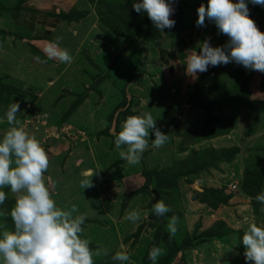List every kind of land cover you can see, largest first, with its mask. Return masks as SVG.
Wrapping results in <instances>:
<instances>
[{"label":"rangeland","instance_id":"374dc122","mask_svg":"<svg viewBox=\"0 0 264 264\" xmlns=\"http://www.w3.org/2000/svg\"><path fill=\"white\" fill-rule=\"evenodd\" d=\"M88 1L96 5L100 19L99 31L91 35L93 40H112L113 37L116 40L119 37L124 40H145L153 39L157 34L158 30L146 12L140 14L133 9L132 0ZM173 1L175 11L170 18L176 24L178 19L187 18V14L181 10V0H172V4ZM195 15L192 17L193 22L196 21ZM173 28L171 29L174 34L179 33L178 28ZM186 32L187 30L181 36ZM209 41L212 46H223L227 43V40ZM47 66L46 64V69ZM50 66L52 90L64 92L59 97L67 96L69 114L76 105L85 101L92 100L94 106L98 105V109L95 108L98 125L67 124L68 139L71 140L59 153L67 180L79 185L78 176L83 178L76 163L74 164L75 156L72 157L78 154L76 149H88L95 142V146L99 148L106 147L107 150V147H111L108 154L100 156V163L95 166L88 164L87 167L97 170L92 177V183L98 184L101 198L109 202L114 200L117 219L112 218V223L97 213L96 197L93 194L86 195L81 187H71L67 194L69 200L74 197L72 204L78 203L82 208L91 205L95 210L91 214L95 220L86 219L82 225V238L90 241L89 246L94 252L100 251L99 256H94V264H119L112 260L117 251L128 252L131 257L130 264H151L148 253L153 247L162 249L157 264H246L245 248L240 238L249 224L264 226V211H261L262 206L255 200V196L264 191V103L247 107L246 103L249 101L243 84L244 77L240 76L241 68L238 67L239 73L232 80L234 89L231 92H234L229 99L245 105L250 109L249 112L244 111L245 108L232 109L231 105L229 108H222L227 98L221 99L222 94L219 99L214 98L213 94H203L201 86L196 85L189 94L197 105L193 115L187 105L178 108L174 106V101L182 99L175 90L168 89L159 93L160 83L152 80L151 77L156 78V75L150 70L149 82L152 81L155 88L146 93L145 81L142 77H137L136 71L129 73V76H116L114 69H111L114 68L112 64L105 77H98L102 72L100 70L99 74L96 71L95 77L90 75L85 80L74 76L59 77L61 63H51ZM213 68H208L203 80L211 75ZM134 83L139 87H134ZM135 90L137 91L134 94ZM16 92L19 97L22 96L19 91ZM125 94L130 95V99L124 109L123 103L127 101ZM33 97L35 101L37 94L31 93L32 103ZM87 98L89 99L86 100ZM167 100L171 105L167 104ZM142 101L147 105L141 106ZM25 103L27 101L21 109ZM32 108L29 107L22 127L25 130L29 126V136L33 132V136L45 149L47 145H52V139L47 144L49 137L39 138L38 132L44 127L43 119L40 118L42 113L37 107ZM144 112H150L156 119V126L168 136L167 142L162 146L163 149L153 148L151 139L155 137L150 130L149 147L137 163V167L140 163L143 164L142 171L137 172L132 166L130 181L125 178L122 180L121 175H116V178L108 176V171L115 169V165L110 162L113 160L111 151L122 123L127 117L142 115ZM186 113H191L193 117ZM227 120L229 123H226ZM51 121L53 120L48 121L51 123L49 125L46 121L44 124L49 131L57 127L58 123ZM101 137H105V140L100 141ZM46 153L48 157L54 156L51 151L47 150ZM88 162L87 158L86 163ZM115 163L130 166L121 158ZM150 164L152 166L148 169ZM82 169L86 171L85 166ZM76 170V174H72ZM232 184L236 187L230 190ZM91 190L92 186L88 187L87 191L92 192ZM153 191L158 194L157 198ZM53 199L60 200L61 203L63 201L58 196ZM157 200H162L170 211L162 216L156 215L153 204ZM7 205L10 202L7 201ZM5 207L4 204L0 205V231H12V220H8L7 216L4 218L2 212ZM128 208L139 212V224L131 221L122 222L121 225L120 218L126 215ZM172 217L176 218L177 231L174 235H170L168 231V223ZM118 232L121 237L117 236ZM184 244L190 245L184 247Z\"/></svg>","mask_w":264,"mask_h":264},{"label":"crops","instance_id":"0c3cea01","mask_svg":"<svg viewBox=\"0 0 264 264\" xmlns=\"http://www.w3.org/2000/svg\"><path fill=\"white\" fill-rule=\"evenodd\" d=\"M174 2L172 4L173 8ZM180 2L181 6L183 5L181 10L184 14H187V18L176 21L173 29H179L177 34H174L172 29L169 31L164 29L163 32L157 31L153 39L124 40L123 37H119L116 40L113 37L112 40H93L91 35L99 31L100 19L95 8L96 5L94 6L88 0H0V137L6 134L11 127H22V123L27 118L29 107L35 106L38 108L42 113L40 117L43 119L42 123L44 122L42 124L44 127H41L38 136L41 139L49 137L47 144L52 139V145H47L45 149L54 153V156L48 157L49 167L44 173V178L50 186L52 198L58 196L63 199L62 203L60 200L55 201L58 208L71 210L75 206L78 211L73 213L74 216L85 214L87 220H95L91 215L95 213L91 205H86L88 208H82L78 203L72 204L74 197H71V200L68 199L67 194L70 188L74 186L80 188L81 186L80 183L79 185L74 184L64 176L66 172L63 170L62 157L59 153L71 140L68 139L67 124L82 126L81 124L97 123L96 125H98L99 121H97V112H95L98 105L94 106L92 100L76 105L70 114L67 112L69 108L67 96L59 97V94L64 92L59 93L58 90L55 92L52 90L51 71L49 70L51 63H61L62 68H60L59 77L70 76L71 78L74 76L84 80L89 78L90 75L95 77L96 71L99 74L100 70L102 72L98 77H105L111 69H114V75L116 76H129V73L136 71L137 77H142L145 81L144 89L146 88V93L152 92L155 88L152 81L149 82L148 70H150L152 74L156 75V78L151 77L152 80L160 83L159 88L161 91L159 90V93L168 89L175 90V93L181 96L182 99L178 102L174 101V106L178 108L187 105L192 114L195 113L194 108L197 105L189 94L193 92L196 85L201 86L203 94H213L216 99H219L222 94L221 99L227 98L226 103L222 105L224 109L229 108L228 106L231 105L230 108L232 109L238 107L245 108L244 111H250L247 108L248 106L264 103V73L246 69L234 62L214 67L211 69V75L207 76L205 80H203V73H199L196 79L186 73L185 65L182 62L186 54L193 48L197 53L200 51L196 47L199 42L205 39L228 40V37L219 33L214 23L206 20L205 26L198 27L192 21V17L195 15L193 13H197V8L201 3L206 5L207 0H181ZM248 8L250 17L257 27L264 32V6L249 3ZM191 14H193L192 17ZM197 15L194 16L196 20ZM189 29L192 31L190 32ZM186 30L185 35L188 36H181ZM58 37V46L61 49H67L72 56L70 63L48 59L43 52V48L49 42H56ZM209 42L211 43V41ZM100 61L102 62L100 63ZM46 64L48 65L47 69ZM111 64L114 65V68L111 67ZM238 67L241 68L242 73H240V76L244 77L243 84L247 91V101L250 102L246 103L247 107L229 99L234 92H231L234 89L232 80L239 73ZM151 85L153 87L150 89ZM137 86L139 87L138 84L134 83V87L137 88ZM16 91H19L22 96L19 97ZM136 91L133 93L135 94ZM31 93L37 94L35 101L34 97L32 98L33 103L30 102ZM238 95L241 96V94ZM125 98L127 101L123 103L124 105L122 104L124 109L128 105L130 95L125 94ZM57 99H59L58 103ZM26 101L24 108L21 109ZM13 102L19 103L20 106L19 112L16 114V120L19 121V124L9 125L6 119V110ZM166 102L171 105L169 100ZM145 104L147 105L144 101L140 103L141 106ZM238 104L240 106H237ZM26 107L27 109H25ZM212 113L214 114L213 110ZM186 114L191 118L193 117L191 113ZM50 120H53L51 122L58 121V123L56 124L57 127L49 131L44 124L45 121ZM226 123H229L228 120ZM49 124L51 123L48 122ZM27 130H30L29 126L25 129L26 132ZM31 136H33V132ZM103 140H105V137H101L100 141ZM92 144L94 146L88 149H76L78 154L72 156L76 158L74 164L76 163L80 175L84 172L83 166L86 167L85 170L89 169L88 164L95 166L100 163V156L110 152L108 151L111 149L110 146L106 150V147L99 148L95 146L96 142ZM111 156H113V160L110 162L111 165H115V169L108 171V176H115L116 178V175H121L122 180L125 178V180L129 179L130 181L132 166L135 167L137 172L143 169L141 163L138 167L137 164L127 167L125 164L115 163L120 156L114 146L112 147ZM87 158L88 163H86ZM151 166L152 164L148 169ZM77 170L72 174L75 175ZM81 177L78 176L79 181H81ZM87 189L88 187L81 189V191L85 190L86 195L93 194V197H96L97 213L108 219L109 222H112V218L117 219L114 200L109 202L101 198L99 195L101 190L96 183H92V192L87 191ZM197 189L200 188L197 187ZM0 190L6 192L4 201L6 207L5 210H2L4 218L7 216L8 220H11L10 211L15 205L18 194L12 193L9 187ZM7 201L10 202L9 206ZM131 211V208H128L126 214ZM120 220L121 225L122 222H131L126 219V215H123ZM139 220H137L138 224ZM119 233H117V236L121 237ZM122 237L124 236L122 235Z\"/></svg>","mask_w":264,"mask_h":264},{"label":"clouds","instance_id":"9594fccd","mask_svg":"<svg viewBox=\"0 0 264 264\" xmlns=\"http://www.w3.org/2000/svg\"><path fill=\"white\" fill-rule=\"evenodd\" d=\"M264 6V0H207L197 8L198 27L205 26V21L214 23L218 32L227 36L223 46H212L205 39L188 52L182 62L185 71L193 79L208 68L227 65L234 62L244 68L264 73V32H262L249 15L248 4ZM133 9L140 14L146 12L154 27L163 32L171 29L175 20L170 17L175 9L172 0H132ZM49 42L43 52L48 59H57L70 63L72 56L67 49ZM19 103L13 102L6 110L9 125L19 124L16 114ZM154 133L153 148L162 147L168 140L167 134L156 126V119L150 112L126 118L121 130L116 134L114 147L121 159L128 165H136L143 152L149 147V131ZM126 148V150H123ZM49 167L48 155L41 142L29 134L23 127H11L0 137V189L9 187L17 193L10 217L14 228L12 231H0V264H94V256H99L90 248V241L82 238L86 220L85 214L73 215L78 209L63 210L56 206L50 186L46 183L44 173ZM97 170L89 168L80 181L82 189L92 186V177ZM6 192L0 190V205L4 204ZM255 200L264 211V191L255 196ZM156 215L169 212V207L157 200L153 204ZM126 219L135 222L140 219L138 211L126 214ZM170 235L177 231L176 218L168 223ZM245 248L246 264H264V226L249 224L241 236ZM162 249L153 247L148 253L151 264H157ZM114 262L130 264V254L117 251Z\"/></svg>","mask_w":264,"mask_h":264},{"label":"built area","instance_id":"2783aa9c","mask_svg":"<svg viewBox=\"0 0 264 264\" xmlns=\"http://www.w3.org/2000/svg\"><path fill=\"white\" fill-rule=\"evenodd\" d=\"M235 184H232L231 186H230V190H233V189H235Z\"/></svg>","mask_w":264,"mask_h":264},{"label":"water","instance_id":"95a60500","mask_svg":"<svg viewBox=\"0 0 264 264\" xmlns=\"http://www.w3.org/2000/svg\"><path fill=\"white\" fill-rule=\"evenodd\" d=\"M152 193L155 195V198L158 197V194L156 192L153 191Z\"/></svg>","mask_w":264,"mask_h":264},{"label":"trees","instance_id":"16d2710c","mask_svg":"<svg viewBox=\"0 0 264 264\" xmlns=\"http://www.w3.org/2000/svg\"><path fill=\"white\" fill-rule=\"evenodd\" d=\"M131 36H133V35H131ZM205 73V72H204ZM204 73H203V75H204ZM202 75V76H203ZM190 244H184V247H187V246H189Z\"/></svg>","mask_w":264,"mask_h":264}]
</instances>
